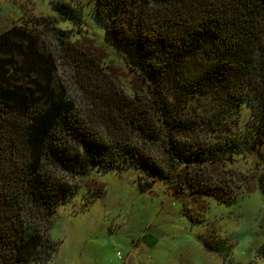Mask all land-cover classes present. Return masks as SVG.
<instances>
[{"label": "trees", "instance_id": "1", "mask_svg": "<svg viewBox=\"0 0 264 264\" xmlns=\"http://www.w3.org/2000/svg\"><path fill=\"white\" fill-rule=\"evenodd\" d=\"M52 9L0 31V264L50 258L57 208L90 186L95 168L132 167L142 190L161 180L194 202L229 204L257 181L264 194V173L246 177L241 193L225 171L252 155L264 164V0H94L104 41L139 79L131 94L56 25L83 24L82 7ZM65 68L84 106L69 95ZM189 209L192 223L203 222ZM199 238L234 253L228 239ZM255 257L264 261V242Z\"/></svg>", "mask_w": 264, "mask_h": 264}, {"label": "rangeland", "instance_id": "2", "mask_svg": "<svg viewBox=\"0 0 264 264\" xmlns=\"http://www.w3.org/2000/svg\"><path fill=\"white\" fill-rule=\"evenodd\" d=\"M57 1L80 5L84 22L57 21L56 25L70 30L72 39L96 56L100 68L125 93L138 91L139 79L104 41V31L91 9L94 0H0V31L26 17L55 16L52 4ZM60 75L69 95L84 106L86 98L70 70L65 68ZM243 113L246 120L249 109ZM255 156L225 166L227 174L234 171L232 187L239 185L241 193L247 190L246 177L252 172L257 176L264 173V164H257ZM137 175L132 167L122 171L93 169L90 186L82 183L77 193L57 208L49 230L56 248L42 264H264L255 257L258 245L264 242V194L258 181L252 192L240 194L228 204L212 197L194 202L188 191L178 198L175 187L168 188L161 180L142 190ZM184 205L189 212L200 213L203 222L192 223ZM199 235L215 239L212 242L228 239L234 253L226 258L205 249Z\"/></svg>", "mask_w": 264, "mask_h": 264}]
</instances>
